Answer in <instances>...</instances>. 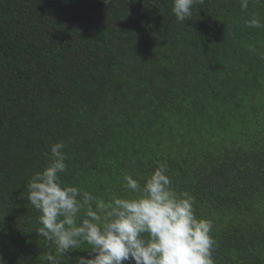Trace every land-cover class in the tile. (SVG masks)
<instances>
[{"label": "trees", "instance_id": "obj_1", "mask_svg": "<svg viewBox=\"0 0 264 264\" xmlns=\"http://www.w3.org/2000/svg\"><path fill=\"white\" fill-rule=\"evenodd\" d=\"M0 0V254L48 264L27 184L63 142L61 179L131 195L164 164L212 222L214 264H264V0ZM88 245L82 244L81 248ZM85 250L61 256L75 264ZM127 264V262H125Z\"/></svg>", "mask_w": 264, "mask_h": 264}, {"label": "clouds", "instance_id": "obj_2", "mask_svg": "<svg viewBox=\"0 0 264 264\" xmlns=\"http://www.w3.org/2000/svg\"><path fill=\"white\" fill-rule=\"evenodd\" d=\"M203 2L173 0L177 22L191 19L193 5ZM248 5L249 0H240L242 10ZM245 24L264 28L256 15ZM65 147L54 143L50 162L27 184V200L40 213L37 233L55 246L48 264H62L60 257L77 249L88 255L78 256L75 264H214L212 222L196 215L193 197L173 189L164 164L143 185L125 175L131 195L105 200L62 181L68 168ZM0 264H6L2 254Z\"/></svg>", "mask_w": 264, "mask_h": 264}]
</instances>
